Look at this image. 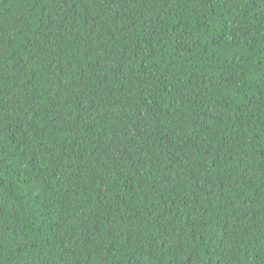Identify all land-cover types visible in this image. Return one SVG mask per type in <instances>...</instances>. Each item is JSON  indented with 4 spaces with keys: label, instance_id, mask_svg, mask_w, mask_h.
Wrapping results in <instances>:
<instances>
[{
    "label": "trees",
    "instance_id": "obj_1",
    "mask_svg": "<svg viewBox=\"0 0 264 264\" xmlns=\"http://www.w3.org/2000/svg\"><path fill=\"white\" fill-rule=\"evenodd\" d=\"M0 264H264V0H0Z\"/></svg>",
    "mask_w": 264,
    "mask_h": 264
}]
</instances>
